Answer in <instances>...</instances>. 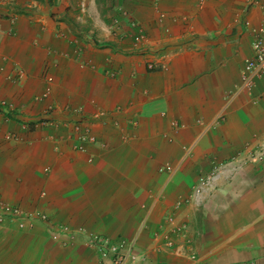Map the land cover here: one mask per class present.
Instances as JSON below:
<instances>
[{"label":"crops","instance_id":"obj_1","mask_svg":"<svg viewBox=\"0 0 264 264\" xmlns=\"http://www.w3.org/2000/svg\"><path fill=\"white\" fill-rule=\"evenodd\" d=\"M262 8L0 0V200L47 217L0 223V264H111L89 234L126 264H264V160L236 157L264 139V77L230 97Z\"/></svg>","mask_w":264,"mask_h":264},{"label":"built area","instance_id":"obj_2","mask_svg":"<svg viewBox=\"0 0 264 264\" xmlns=\"http://www.w3.org/2000/svg\"><path fill=\"white\" fill-rule=\"evenodd\" d=\"M244 24L247 25L248 21H245ZM130 25L135 29L131 36L133 46L141 53L150 52L148 54L155 55L156 51H154V49L151 47L145 46L143 49H139L140 45L146 43L145 36L142 33L140 27L135 24V22H131ZM146 66L147 68L151 69L153 67V62H147ZM260 77H264V8L261 10L257 26L253 29L251 55L243 62V67L240 73V82L234 92L231 93L230 97L238 92H245L246 90H249L252 87L254 81ZM230 97L226 101H229ZM0 106L4 107L5 103L1 102ZM66 124L67 123L64 125ZM69 128L71 137L79 142L78 149L81 150L83 148L81 143L94 141V137L90 133L89 129L82 127L79 122H71ZM3 137L4 139H11L13 138V135L8 133ZM239 155L240 157H236L240 160L242 158L244 161L259 162L264 160V139L259 140L256 143H245L244 147L239 152ZM215 174L216 173L211 174L207 178H203L201 181L199 180V183L193 187V191L195 193H199V191L204 189L205 186L210 185L208 182H210L213 177H216ZM46 218V215L39 211H24L16 205H11L8 202L0 200V223H3L4 221L15 222L17 228L23 229L24 227L29 226L34 219H40L44 221ZM174 228L178 229V227ZM61 229L65 230V227H61ZM180 229L184 231L183 225H180ZM88 237L89 238L87 241L99 247L102 253L105 251H109L111 253V264H126V260L129 255L128 250L123 248V244L108 246L106 240L100 239L96 235L89 234ZM164 238H167V235H165Z\"/></svg>","mask_w":264,"mask_h":264},{"label":"clouds","instance_id":"obj_3","mask_svg":"<svg viewBox=\"0 0 264 264\" xmlns=\"http://www.w3.org/2000/svg\"><path fill=\"white\" fill-rule=\"evenodd\" d=\"M116 22H117V20L115 19V18H113L112 19V24H116ZM131 22H134V21H130L129 22V24L131 23ZM134 33V32H133ZM132 33V34H133ZM132 34H130L129 36H130V40H131V36H132ZM145 36V35H144ZM145 39H146V43H143L142 45L145 47V46H147V47H151L152 48V46H150L149 44H148V41H147V38L145 37ZM131 45L133 46V44H132V41H131ZM133 48L135 49V50H137L138 51V49H136L134 46H133ZM141 53V52H140ZM142 54V53H141ZM147 67V66H146ZM149 69V68H148Z\"/></svg>","mask_w":264,"mask_h":264},{"label":"rangeland","instance_id":"obj_4","mask_svg":"<svg viewBox=\"0 0 264 264\" xmlns=\"http://www.w3.org/2000/svg\"><path fill=\"white\" fill-rule=\"evenodd\" d=\"M17 206V205H16ZM19 207V206H18ZM21 208V207H20ZM22 210H24V211H38V210H25V209H23V208H21ZM40 212V211H39ZM31 224H32V222H31Z\"/></svg>","mask_w":264,"mask_h":264}]
</instances>
